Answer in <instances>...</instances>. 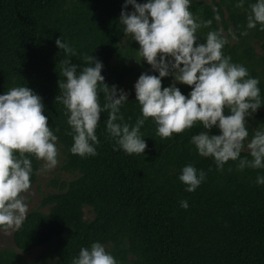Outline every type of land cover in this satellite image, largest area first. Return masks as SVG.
I'll list each match as a JSON object with an SVG mask.
<instances>
[{
    "label": "trees",
    "instance_id": "1",
    "mask_svg": "<svg viewBox=\"0 0 264 264\" xmlns=\"http://www.w3.org/2000/svg\"><path fill=\"white\" fill-rule=\"evenodd\" d=\"M254 2L244 0L236 7L237 0H191L189 9L199 21H211L197 31L201 42L209 31H218L227 41L223 54L259 79L264 102V55L255 49L261 44L264 50V31L259 24L246 27ZM123 4L124 0H0V94L26 84L42 97L43 114L58 137L62 170L74 177L52 182L56 191L26 215L14 232L15 248L0 250V264H72L81 247L96 241L117 264H264V185L256 184L264 169L240 171L238 161L229 160L221 170L212 157L198 155L190 141L204 131L199 121L162 139L149 118L140 129L145 153L129 155L105 131V111L96 129L97 155L80 157L69 151L73 141L66 109L55 100L62 93L58 81L65 79L60 63L65 54L55 41L61 38L74 49L75 55L69 56L78 71L88 65L85 58L93 56L103 63L104 82L121 88L135 75L130 62L139 48L119 24ZM132 10L131 5L125 9ZM244 31L247 35H241ZM172 82L171 76L162 78V87ZM176 86L185 95L190 91L188 85ZM105 102L99 93V103ZM121 113L130 125L141 116L135 93L128 96ZM253 115L264 123V105ZM246 119L245 144L263 129ZM212 132L218 134L217 129ZM25 155L32 162V187L42 160ZM241 157L251 159L246 148ZM189 163L206 173L193 192L185 191L178 179ZM181 200H187V209L180 207ZM86 208L92 219H86ZM36 249L41 253L25 262L24 256Z\"/></svg>",
    "mask_w": 264,
    "mask_h": 264
},
{
    "label": "clouds",
    "instance_id": "2",
    "mask_svg": "<svg viewBox=\"0 0 264 264\" xmlns=\"http://www.w3.org/2000/svg\"><path fill=\"white\" fill-rule=\"evenodd\" d=\"M191 0H124L119 16L125 36L138 43V54L150 65L135 81V101L141 116L134 124L124 121L121 107L128 93L116 84L109 86L101 75L103 63L93 56L86 57L87 66L71 63L74 49L61 38L55 43L65 56L60 62L64 80L58 81L62 90L55 100L66 109L71 128L72 146L69 151L80 157L96 156L100 143L96 129L100 114L107 111L105 131L125 153L144 154L146 141L140 131L149 118L156 125V135L171 138L199 121L204 131L191 137L197 154L212 157L218 169L229 160L238 161L237 170L264 169V129L258 128L251 139L247 119L264 105L260 98V81L249 75L248 69L223 54L226 39L218 31H209L201 42L197 31L211 21H199L189 9ZM244 0H237L242 7ZM128 5L132 11H125ZM248 29L264 31V0L249 5ZM219 14L216 15L218 20ZM241 35H247L244 31ZM137 61L138 63L141 61ZM94 65V66H93ZM158 73L151 74V73ZM173 82L162 87V78ZM190 86L187 95L176 83ZM105 103H99V93ZM227 109V112L225 111ZM42 97L25 85L0 94V229L19 228L26 218L28 205L21 193L30 188L32 162L27 154L44 161L51 169L58 163L57 135L44 115ZM217 129L218 134L212 132ZM248 151L251 159L241 157ZM206 173L189 163L181 169L178 179L193 192L205 180ZM256 184L264 185V175L258 174ZM180 207L187 209V200ZM72 264H117L114 256L99 242L81 247Z\"/></svg>",
    "mask_w": 264,
    "mask_h": 264
},
{
    "label": "rangeland",
    "instance_id": "3",
    "mask_svg": "<svg viewBox=\"0 0 264 264\" xmlns=\"http://www.w3.org/2000/svg\"><path fill=\"white\" fill-rule=\"evenodd\" d=\"M137 2L143 3L145 2V0H137ZM255 49L259 56L264 55V50L262 49L261 44L256 45ZM140 59L141 58L137 53L135 58L131 60L130 64L135 70V75L132 76L130 79H128L121 87L128 93V96L135 93L133 85L135 81L138 79L139 75L142 72L150 71V65L144 62L143 59H141L139 63L137 62ZM250 119L254 122V124H256L257 126H262V128L264 129V123L257 115H253L252 117H250ZM58 155L60 159L58 160L57 165L51 169L46 170L44 168V161H42L37 183L34 184L32 187H30L29 190L23 193V196L25 198L24 202L28 205L27 214H29L33 210L38 209L41 206V201L45 195L56 191V188L52 184L54 180L70 181L74 178L71 174L65 173L62 170V155L60 151H58ZM85 214H86V219L93 218V214L91 213L89 208L85 209ZM16 229L17 228H8L4 231H0V250L15 248L13 242V235ZM18 253L23 256L22 252L18 251ZM40 253H41V249H36L32 255L24 256L25 262H30Z\"/></svg>",
    "mask_w": 264,
    "mask_h": 264
}]
</instances>
